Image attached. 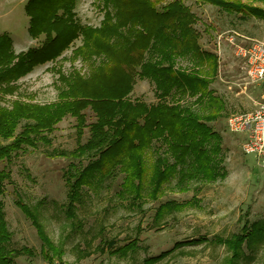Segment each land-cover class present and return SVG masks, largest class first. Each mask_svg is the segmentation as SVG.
Instances as JSON below:
<instances>
[{
  "label": "rangeland",
  "instance_id": "rangeland-1",
  "mask_svg": "<svg viewBox=\"0 0 264 264\" xmlns=\"http://www.w3.org/2000/svg\"><path fill=\"white\" fill-rule=\"evenodd\" d=\"M28 1L0 0V35L11 37L16 54L39 48L56 34L32 36L29 31L31 19L25 11ZM149 1L157 6L158 11L173 2ZM182 1L197 18L194 28L199 33L202 50L217 57V73L212 75L209 70L213 65L211 61L206 60L201 66L195 65L189 57L179 58L176 63L181 70H198L204 75L210 71L211 84L208 88L213 95L212 98L206 96L196 101L197 96L178 92L165 101L191 106L201 115L218 114V118L208 125L223 139L222 167L226 176L215 182H199L195 190L189 192L175 190V179L165 181L157 198H151L146 188L142 207H135L117 196L123 182V175L120 174L109 181L100 193L86 188L92 196L78 210L81 227H71L61 208L66 203L68 191L64 172L72 162L81 167L86 166L88 160L47 155L54 149L70 153L79 141L83 144L90 137L89 128H85L79 140L76 118L68 115L55 125L53 133L47 134L51 139L50 145L25 148L11 161L0 163V170L7 168L12 174L11 181L6 182L5 193L0 195L5 220L13 234L12 245L15 248H32L35 253L15 258L17 264H139L143 259L155 258L163 253L168 254L149 264H226L231 253L225 246L214 244L211 240L229 238L241 233L246 225L264 222V171L255 157L244 154L242 145L245 136L232 133L227 123L231 116L251 112L264 102V83L255 82L249 76L248 57L245 55L253 43L264 42V0H227L235 6H243L242 11L225 9L201 0ZM111 3L112 0H77L76 18L79 24L89 29L87 38L81 35L60 56L37 65L14 82V92L5 95L2 105L11 110L18 103L38 106L55 104L66 89L69 75L76 71L85 77L93 63L100 61L99 57H93L91 63L85 56L96 53V37L101 36L103 23L114 12ZM250 8L256 9L258 15L250 12ZM129 98L148 105L159 102L156 86L149 79L137 78ZM84 113L87 124L96 120L89 109ZM25 123L19 124L16 134L22 132ZM161 144L155 143L146 153L147 176L152 172L158 146L161 152L167 148ZM18 191L27 204L42 202L41 224L48 239L63 248L59 259H44L41 256L42 241L38 231L15 204ZM168 202H174L178 207L163 208V218L156 221L158 209ZM202 238L207 241L197 242ZM135 239L138 240L139 251L125 258L97 249L104 241L114 240L116 248ZM178 243L184 245L177 248ZM243 249L248 257L244 256L240 264H264V244L254 253Z\"/></svg>",
  "mask_w": 264,
  "mask_h": 264
},
{
  "label": "trees",
  "instance_id": "trees-1",
  "mask_svg": "<svg viewBox=\"0 0 264 264\" xmlns=\"http://www.w3.org/2000/svg\"><path fill=\"white\" fill-rule=\"evenodd\" d=\"M201 1L235 11H242L243 7L227 0ZM76 3L77 0L28 1L25 11L31 19L32 36L56 33L39 48L16 54L11 37L0 35V163L11 161L25 148L50 145L47 134L53 133L55 125L68 115L76 118L79 140L84 129L89 128L87 141L83 144L79 141L70 153L54 149L47 154L88 160L87 165L81 167L72 162L64 172L68 191L61 208L70 226L79 228L78 210L92 196L86 188L100 193L117 175H123L117 196L135 207H142L146 188L151 198H157L165 181L175 179V190L189 192L194 191L199 182L206 184L225 177L223 139L208 125L218 114L201 115L191 106L165 101L178 92L197 96L196 101L213 95L208 88L210 71L204 75L198 70H181L176 63L179 58L189 57L195 65L201 66L206 60L211 61L213 65L209 70L212 75L217 73V57L202 50L199 33L194 28L197 18L182 0H173L161 11L149 0H112L114 12H111L112 18L108 17L103 23L101 36L96 37L93 47L96 53L85 56L88 62L92 63L93 57H99L100 61L93 63L96 66L92 65L85 77L76 71L69 75L66 89L55 104L18 103L11 110L2 105L5 95L14 92V82L37 65L60 56L81 35L87 38L89 29L78 23ZM250 12L259 13L253 8ZM137 78L149 79L155 84L158 104L148 105L129 98ZM88 109L96 119L91 124H87L84 113ZM22 122H26L23 130L16 134ZM155 143L167 148L161 152L158 146L152 172L147 176L146 153ZM11 178L7 168L0 170V195L5 193L6 182ZM15 204L38 231L42 241L41 256L59 259L63 248L48 239L41 224L42 202L27 204L18 191ZM165 207L172 209L178 205L168 202L161 206L156 221L163 218L161 212ZM201 241L207 239L197 242ZM211 242L225 246L231 253L226 264H240L247 256L243 248L254 253L264 244V222L246 225L239 234L216 237ZM12 244L13 234L5 220L4 204L0 202V264H17L15 258L35 254L32 248H15ZM115 245L114 240H108L97 249L124 258L139 251L137 239L121 247L115 248ZM183 245L178 243L176 247ZM166 254L143 259L139 264L158 261Z\"/></svg>",
  "mask_w": 264,
  "mask_h": 264
},
{
  "label": "built area",
  "instance_id": "built-area-1",
  "mask_svg": "<svg viewBox=\"0 0 264 264\" xmlns=\"http://www.w3.org/2000/svg\"><path fill=\"white\" fill-rule=\"evenodd\" d=\"M245 55L248 57L249 76L255 82H264V42L253 43ZM227 123L232 133L245 136L244 154L255 157L264 171V102L251 112L231 116Z\"/></svg>",
  "mask_w": 264,
  "mask_h": 264
},
{
  "label": "crops",
  "instance_id": "crops-1",
  "mask_svg": "<svg viewBox=\"0 0 264 264\" xmlns=\"http://www.w3.org/2000/svg\"><path fill=\"white\" fill-rule=\"evenodd\" d=\"M256 82H260V81H256ZM262 82V81H261ZM264 83V82H263ZM263 97H264V95H263Z\"/></svg>",
  "mask_w": 264,
  "mask_h": 264
}]
</instances>
